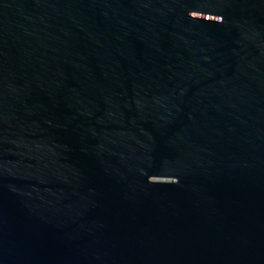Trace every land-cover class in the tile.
Masks as SVG:
<instances>
[{
  "label": "water",
  "instance_id": "water-1",
  "mask_svg": "<svg viewBox=\"0 0 264 264\" xmlns=\"http://www.w3.org/2000/svg\"><path fill=\"white\" fill-rule=\"evenodd\" d=\"M0 264H264V0H0Z\"/></svg>",
  "mask_w": 264,
  "mask_h": 264
}]
</instances>
